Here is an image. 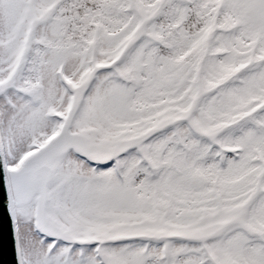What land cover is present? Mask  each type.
<instances>
[{
    "label": "snow or ice",
    "instance_id": "6c2138e0",
    "mask_svg": "<svg viewBox=\"0 0 264 264\" xmlns=\"http://www.w3.org/2000/svg\"><path fill=\"white\" fill-rule=\"evenodd\" d=\"M14 264H264V0H0Z\"/></svg>",
    "mask_w": 264,
    "mask_h": 264
},
{
    "label": "water",
    "instance_id": "95a60500",
    "mask_svg": "<svg viewBox=\"0 0 264 264\" xmlns=\"http://www.w3.org/2000/svg\"><path fill=\"white\" fill-rule=\"evenodd\" d=\"M0 264H14L12 236L4 208L2 183H0Z\"/></svg>",
    "mask_w": 264,
    "mask_h": 264
}]
</instances>
